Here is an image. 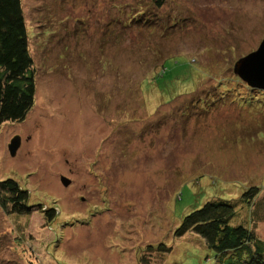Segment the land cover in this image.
Wrapping results in <instances>:
<instances>
[{
  "label": "rangeland",
  "instance_id": "374dc122",
  "mask_svg": "<svg viewBox=\"0 0 264 264\" xmlns=\"http://www.w3.org/2000/svg\"><path fill=\"white\" fill-rule=\"evenodd\" d=\"M22 10L37 89L26 120L0 126V181L15 180L35 207L0 208V264H138L163 244L171 249L151 253L165 264H210L201 239L176 231L213 199L238 201L235 222L250 228L242 200L264 199V97H232L233 108L187 122L179 108L202 96L206 66L232 70L237 51L256 50L264 0H166L158 10L149 0H23ZM46 205L57 211L51 225Z\"/></svg>",
  "mask_w": 264,
  "mask_h": 264
},
{
  "label": "trees",
  "instance_id": "16d2710c",
  "mask_svg": "<svg viewBox=\"0 0 264 264\" xmlns=\"http://www.w3.org/2000/svg\"><path fill=\"white\" fill-rule=\"evenodd\" d=\"M22 1L0 0V126L6 122L12 124L24 122L35 102L37 69L28 50ZM165 2L166 0H149V6L158 10ZM237 52L241 53L240 50ZM237 52L232 59L233 63L241 58ZM193 60L195 63V59ZM206 68V76L203 77L206 79L203 83L205 89L202 96L197 99L193 97L184 100L180 105L179 110H184L180 119L184 122H187L193 115L200 114L202 108L205 107L211 108L223 104L227 108L229 106L233 108L232 97L238 98L247 94L250 96L252 93L259 101L257 103L262 102L259 96L264 97V93L249 88L233 74L231 68L221 72L215 71L214 67L206 66ZM164 69V65L161 64L159 69L155 70V76L163 72ZM124 79L116 82L112 90L122 91L121 83ZM134 86H137L135 87L138 89L136 92L141 95L139 84ZM193 91L196 92L195 89ZM184 95L186 94H178L176 97ZM170 101L172 99L166 103ZM261 114L264 113L261 112ZM248 200H242V202L249 208V211L245 213L251 217L250 228H247L246 221L235 222L234 218L239 214L236 212L238 201L213 199L184 215L176 235L191 232L192 235L201 239L204 248L210 254L209 257H206V260H210V264H264V239L256 234L257 223L253 216L255 214L262 215L264 199ZM33 207L35 206L29 204L28 191L21 188L15 180L8 178L0 181V208L5 213L28 216ZM40 210L44 211V219L48 224L51 225L56 220L57 211L54 208L46 205ZM252 225L254 226L251 227ZM171 246L163 244L161 248L160 246L147 247L139 255L138 264H165L160 256L153 255L151 252L157 249L159 252L165 253L171 249ZM29 253L31 257H34L31 251Z\"/></svg>",
  "mask_w": 264,
  "mask_h": 264
},
{
  "label": "water",
  "instance_id": "95a60500",
  "mask_svg": "<svg viewBox=\"0 0 264 264\" xmlns=\"http://www.w3.org/2000/svg\"><path fill=\"white\" fill-rule=\"evenodd\" d=\"M233 74L245 83L249 88L257 89L264 93V36L258 44L256 50L238 58L233 63ZM20 137L14 136L7 150L11 157H14L20 146ZM61 184L64 187L70 185V180L61 177Z\"/></svg>",
  "mask_w": 264,
  "mask_h": 264
},
{
  "label": "flooded vegetation",
  "instance_id": "af4514ba",
  "mask_svg": "<svg viewBox=\"0 0 264 264\" xmlns=\"http://www.w3.org/2000/svg\"><path fill=\"white\" fill-rule=\"evenodd\" d=\"M22 123H23V122H22ZM16 136H18V135H16ZM18 137H19V136H18ZM12 138H13V137H12ZM20 140H21V138H20ZM8 144H9V143H8ZM20 145H21V142H20ZM19 147H20V146H19ZM18 149H19V148H18ZM18 149H17V150H18ZM68 173L71 174V173H73V172H72L71 169H69ZM82 200H84V199H82Z\"/></svg>",
  "mask_w": 264,
  "mask_h": 264
}]
</instances>
